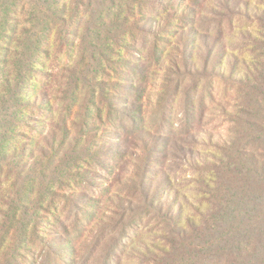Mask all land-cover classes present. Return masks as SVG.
Instances as JSON below:
<instances>
[{
    "label": "trees",
    "instance_id": "obj_1",
    "mask_svg": "<svg viewBox=\"0 0 264 264\" xmlns=\"http://www.w3.org/2000/svg\"><path fill=\"white\" fill-rule=\"evenodd\" d=\"M20 14H25L23 23ZM211 22L217 32L224 33L228 26L237 34L225 41L219 34H212ZM75 23H80L79 32L71 30ZM139 37L150 45V54L166 66V90L170 82L173 86L169 91L177 87L185 76L186 71L179 69L180 60L185 69L190 60L197 66L198 77L206 79L203 93H211L217 78L233 90L232 106L239 114L233 120L234 133L219 146L221 152H212L214 160L195 158L200 187L195 189L193 200L166 164L171 154L186 157L192 150L172 142L161 128H148L141 122L134 101L127 100L120 106L118 98L112 100V92L106 96L107 90L96 86L99 93L77 116L83 115L90 124L96 119L110 121L112 126L103 128V132L112 134L109 142L98 144L102 139L99 131L79 130L74 135L68 118L57 121L48 90L42 89L39 98L28 87L23 89L38 63L44 66L48 61L41 62V56L51 54L58 46L68 61L54 72L38 70L48 80L64 68L74 70L68 82L69 115L75 107L80 108L78 94L88 85L89 74H95L97 80L109 75L108 62L114 55L130 61L127 55L139 53L135 50ZM234 38L238 41L235 44ZM75 46L82 58H76L71 67ZM89 57L95 63L91 64ZM2 64L7 65L8 74L0 81V198L5 201L8 194L4 190L11 187L14 204L5 216L9 225L19 217L25 218L35 206V200L21 203L30 198L20 195L21 176L43 178L39 195L53 206L65 186H76L73 180L85 172L83 168L88 169L91 154L113 152L122 160L127 144L132 142L135 150L130 166L116 172L117 165L111 161L110 169L117 178L127 170L133 199L127 205L111 197L107 200L121 212L145 209L161 226L163 244L139 242L120 251L114 247L109 254L118 264H122L121 255L128 248L133 250L132 259L140 264H264V0H0V72L4 70ZM88 65L91 68L87 69ZM174 75L176 79H172ZM42 103L40 110L46 118L27 115L23 110L31 105L39 108ZM197 110L191 114L195 116ZM30 120H34L33 126ZM75 123L76 119L71 121ZM20 125H30L34 134L27 136ZM90 136L97 142L90 144ZM171 143L177 152H170ZM155 165L163 167L159 172L169 189L166 195L164 187H157L150 178ZM23 241L20 237V243Z\"/></svg>",
    "mask_w": 264,
    "mask_h": 264
},
{
    "label": "rangeland",
    "instance_id": "obj_2",
    "mask_svg": "<svg viewBox=\"0 0 264 264\" xmlns=\"http://www.w3.org/2000/svg\"><path fill=\"white\" fill-rule=\"evenodd\" d=\"M18 16L23 23L25 14ZM79 26L80 23H75L71 30L79 32ZM214 27V23L211 22L209 28L212 34H219L225 41H228L233 34H237L236 30L232 33L228 26L223 30L224 33L217 32ZM143 40L139 37L138 46L135 47L139 53L127 55L131 58L130 61H126L122 56L114 55L108 62L109 75H101L98 78V80H105L103 85L97 80L95 74H89L88 85L84 86L78 94L77 106L80 108L78 110L75 107L69 115L66 110L67 96L70 94L68 82L74 70L69 67L64 68L62 73L57 74L58 77L55 76L53 80L45 79L38 70L54 72L68 61L67 54L63 55L58 46L51 54L41 56V62L47 58L48 61L44 63V66L38 63V69L33 72V75H28L29 83L23 89L26 90L28 87V91L32 94L35 92L39 98H41L42 89L48 90L49 104L58 117L57 121L62 122L68 118L74 135H78L79 130L89 133L99 131L102 139L98 141V144L103 141L109 142V136L112 134L103 132V128H110L109 126H112L110 121L102 122L96 119L90 124L83 115L77 116L80 112L86 111L91 103L90 99H94V94L99 93L100 89L96 86H102L103 90H107L106 96L112 92V100H118L120 106L126 104L127 100L134 101L139 106L141 122L147 124L148 128H161L163 134L170 136L172 142L192 150L187 156L185 153L186 157L171 154L166 164L173 178L193 200L195 189L200 187L198 181L200 175L196 169L198 165L195 164V158L202 156L213 159L212 152H221L219 146L225 144L226 139H230L234 133L236 126L233 120L238 118L239 114L232 106L235 103L233 90L229 83L226 84L225 81L217 78L213 80L211 93H203L207 89L206 79L198 77L197 66L192 60L185 69L180 56L179 69L181 72L186 71L185 76L180 79L177 87L169 91L173 86V82H170L166 90L163 81L166 66L161 65L157 58L150 54V45H145ZM233 42L235 44L238 41L234 38ZM77 49L78 46H75L71 67L75 66L73 63L75 59L81 57ZM140 49L144 51L140 52ZM88 60H91L90 57ZM91 62V64L95 63L93 60ZM198 63L200 64L198 66H201L202 60ZM2 66L4 70L0 72V81L8 74L7 65L2 64ZM86 68L89 69L91 66L88 65ZM24 72L27 71L24 70ZM172 79H176V75ZM116 98L118 99L115 100ZM31 106L32 108H23L27 115L46 118L40 110L43 103L39 108ZM188 108L191 112L187 111ZM196 109H198L197 113L193 116L191 113ZM72 115L75 116L70 117ZM75 119L76 123L71 124V121ZM86 123L87 126L84 125ZM30 124L33 126L34 120H30ZM29 126H21V130L26 132L27 136L34 134ZM46 126L48 127L49 123ZM128 128L131 129V126L129 125ZM94 142L97 141L90 136V144ZM134 148L132 142L127 144L122 160L113 152L104 155L91 154L90 163L88 165L84 163L88 169L83 168L85 172L77 174L78 178L73 180L76 186H65L62 193L56 195L53 206L47 204L48 199L41 200L39 195L40 184L44 182L43 178L29 179L26 175L21 176L20 195L22 193L23 199L25 196L30 197L21 203H30L29 201L35 200V206L27 211L29 213L25 215V218L19 217L14 225H9L5 219L14 204L13 191L7 186L4 190L8 194L5 196V201L0 198V264H118V260L109 254L114 247L115 250L119 248L118 251H120L133 243L136 247L139 242L162 245L163 243L160 242L162 228L147 215L145 209L134 213L132 209H124L123 215L121 209L107 200L111 197L127 205L128 200L133 199L131 190H128L130 185H128L127 170L125 169L124 175L117 178L115 173H111L110 163L112 161L117 165L116 172L123 167H129L130 162L134 160L131 155ZM163 152L164 150L161 153ZM170 152H177L172 143ZM159 168L163 167L155 165L152 168L150 178L157 187H164L163 191L166 195L169 189L162 182L163 174H160ZM30 190L33 191L30 192ZM131 207L133 208L134 204ZM22 211L23 209L19 208V212L23 213ZM138 224L140 226L136 228ZM137 234L141 237L140 240H137ZM20 237L24 240L23 243H20ZM132 252V248H128L126 254L121 255L122 264H140L135 258L132 259Z\"/></svg>",
    "mask_w": 264,
    "mask_h": 264
}]
</instances>
